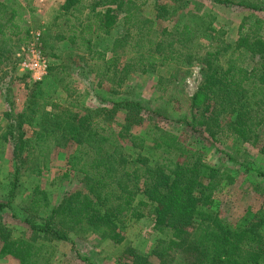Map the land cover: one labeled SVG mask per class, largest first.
Here are the masks:
<instances>
[{
	"label": "trees",
	"instance_id": "1",
	"mask_svg": "<svg viewBox=\"0 0 264 264\" xmlns=\"http://www.w3.org/2000/svg\"><path fill=\"white\" fill-rule=\"evenodd\" d=\"M214 1L263 9V0ZM149 2L151 14H144ZM4 7L0 3V14ZM59 10L56 20L62 19L64 30L55 39L90 53L101 81L117 89L133 72L159 66L171 72L196 64L201 81L189 99V115L176 123L201 140L234 137L258 144L264 125V35L259 30L245 27L243 21L235 41L228 43L218 40L219 31L203 22L207 14L193 12L183 23L160 26L158 20H170L178 8L157 0H63ZM1 20L0 65L11 53L12 37L19 34L14 15ZM117 24L123 28L110 38V46L93 50V43L110 37ZM208 34V44L199 42ZM56 56L60 62L48 65L47 79L71 68L65 55ZM44 87V81H31L24 109L7 124L4 137L12 144L15 171L7 200H0L1 258L48 264L46 243L69 241L75 231L97 232L120 242L119 225L127 217H144L143 210L149 208L158 233L150 251L155 264H177L176 251L182 254V264H264V201L251 219L232 223L214 198L232 181L228 170L204 161L201 150L188 148L178 133L154 125L134 133L132 127L140 125L143 111H148L139 100L124 97L111 107L80 113L53 100ZM118 111L123 112L121 121L115 117ZM24 122L32 126L30 138L24 137ZM70 143L76 148L68 163L82 174L75 187L52 205L47 191L34 186L26 207L16 212L22 153L32 148L42 153ZM5 209L27 225L28 237L12 235L2 222ZM128 254L131 264H149L148 256L132 249Z\"/></svg>",
	"mask_w": 264,
	"mask_h": 264
},
{
	"label": "rangeland",
	"instance_id": "2",
	"mask_svg": "<svg viewBox=\"0 0 264 264\" xmlns=\"http://www.w3.org/2000/svg\"><path fill=\"white\" fill-rule=\"evenodd\" d=\"M157 1L173 4L178 8V12L170 20H158L160 26L171 27L178 21L185 22L187 18L191 19L188 12L199 16L205 13L207 16H204L203 22L210 23L212 28L219 31L218 40L233 43L243 21L245 27L259 30L264 35V0L263 9L259 11L223 5L214 0ZM62 2L63 0H0L6 6L1 9L3 13L0 14V20L14 15V21H17L19 27V34L12 37L15 43L11 53L8 59H2L3 63L0 65V200H7L15 171L12 144L4 137L8 130L7 124L24 109L28 84L31 81H44L46 94L72 109L81 110L80 113L100 106L111 107L113 101L124 97L141 101L148 111H143L142 123L133 126L132 131L142 133L154 125L180 134L188 148L201 150L204 161L228 170L233 176L232 181L214 194V198L220 202L224 217L232 223L251 219L264 201V125L259 129L258 144L252 146L234 137H221L216 142L201 140L176 123L175 120L179 117L189 115V99L201 81L200 66L196 64L178 67L171 72L165 70L164 66L147 68L144 73L133 72L117 89L107 80L101 81L93 69L97 60L91 59L90 53L86 55L79 45L70 46L67 42L55 39L64 30L62 19L56 20ZM151 9L149 2L144 6L143 13L151 14ZM122 28L120 24L115 25L110 37L93 43V50L100 51L109 47L110 38L116 36ZM208 41L209 34L199 40L204 45ZM35 42L41 46L37 48ZM33 48L38 49L46 60L45 73L40 79L35 78L31 69L34 62L38 61L33 56ZM58 54L66 56L71 68L59 71L47 79L48 65L55 66L60 62V58L56 56ZM59 78L62 79L58 80ZM115 117L121 121L123 112L118 111ZM22 130L24 137L32 136V126L29 124L24 122ZM75 148L70 143L63 147H50L42 153L33 148L22 153L24 162L20 165L13 202L16 212L26 207L25 200L34 186L47 191L52 205L66 191L75 187L82 177L68 163ZM143 211L146 213L144 217L137 220L127 217L119 225L118 230L123 236L120 242L101 237L97 232L75 231L70 234L69 241L46 243L50 245L47 248L50 257L48 264H131L128 254L130 249L148 256L149 264H155L150 251L158 233L153 229V219L148 214L150 209L145 208ZM17 214L19 217L20 213ZM2 222L10 228L13 236L28 237L30 234L27 225L9 209L2 212ZM174 255L175 262L182 264V254L176 251ZM0 264L19 263L5 256L0 257Z\"/></svg>",
	"mask_w": 264,
	"mask_h": 264
},
{
	"label": "built area",
	"instance_id": "3",
	"mask_svg": "<svg viewBox=\"0 0 264 264\" xmlns=\"http://www.w3.org/2000/svg\"><path fill=\"white\" fill-rule=\"evenodd\" d=\"M36 41L39 42L38 39ZM38 42H35L37 48H38ZM32 50H35L32 53H33L34 58H36L38 61L34 62V65H32L31 69L34 72L35 78L40 79L45 73L46 60L44 59L42 53L38 49L33 48Z\"/></svg>",
	"mask_w": 264,
	"mask_h": 264
}]
</instances>
